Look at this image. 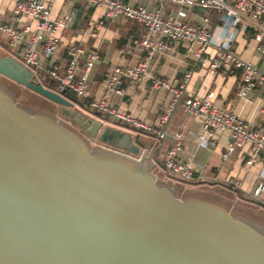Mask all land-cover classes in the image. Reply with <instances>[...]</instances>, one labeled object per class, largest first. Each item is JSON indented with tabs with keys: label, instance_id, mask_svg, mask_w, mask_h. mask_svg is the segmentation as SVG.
<instances>
[{
	"label": "water",
	"instance_id": "1",
	"mask_svg": "<svg viewBox=\"0 0 264 264\" xmlns=\"http://www.w3.org/2000/svg\"><path fill=\"white\" fill-rule=\"evenodd\" d=\"M155 145L0 56V264H264V221L165 180Z\"/></svg>",
	"mask_w": 264,
	"mask_h": 264
},
{
	"label": "built area",
	"instance_id": "2",
	"mask_svg": "<svg viewBox=\"0 0 264 264\" xmlns=\"http://www.w3.org/2000/svg\"><path fill=\"white\" fill-rule=\"evenodd\" d=\"M68 1L84 2L103 9L102 18L90 24L89 35L92 38L98 37L107 23L121 18L133 20L143 26V33L136 41L142 58L133 66L114 67L106 76L103 99L89 101V107L112 117L114 122L110 124L123 123L131 127L137 135L154 134L157 141L165 138V126L180 105L201 124L202 131L198 135L201 148L213 146L219 133H227L231 142L223 154V159H227L237 148L248 146L245 166H252L257 162L262 164L259 180L249 197L239 200L264 214V125L249 124L234 112L216 105L212 92L206 96L187 94L189 74H185L182 80H165L149 75L150 64L156 57L167 54L173 44L186 43L196 46V56L199 58L209 46L215 44L213 33L209 29L199 28L188 22L189 12L195 8L217 12L220 15L223 36L238 26H249L256 30L255 37L262 42L264 0H154L157 3L154 10L142 5H132L125 0ZM56 2L57 0L19 1L10 18L0 19V32L8 38L10 56L29 70L36 82L66 98L67 94H73L80 101L89 100V76L99 62L100 55L95 50L88 51L81 44L74 43L68 48L69 60L64 71L61 72L60 67L55 65L54 58L61 45L62 33L73 23L71 12L52 15ZM168 6L176 7V14L167 12ZM217 46V55L209 64L210 73L230 74L240 70L242 80L237 89V96L241 99L248 98L250 93L264 82V70L240 58L233 51L230 41L222 40ZM145 78H149L153 89H165L170 94L168 104L154 128L107 104V99L112 93H124V80L141 83ZM47 80L53 81L56 89L46 86ZM173 140L172 147L165 154L164 162H154L153 168L167 181L191 186L194 184L193 166L178 159L183 150V134L176 132ZM226 189L237 195L240 184L233 181Z\"/></svg>",
	"mask_w": 264,
	"mask_h": 264
},
{
	"label": "crops",
	"instance_id": "3",
	"mask_svg": "<svg viewBox=\"0 0 264 264\" xmlns=\"http://www.w3.org/2000/svg\"><path fill=\"white\" fill-rule=\"evenodd\" d=\"M19 1L21 0H0V19L10 18ZM125 1L132 5L145 6L149 10L157 7L154 0ZM175 11L176 7H167V12L176 14ZM60 12H71L73 23L62 33L61 45L54 58L55 65L60 67L61 72L64 71L69 60L68 48L74 43L81 44L88 51H97L100 60L89 76L91 96L89 100L81 101L82 104H80L89 114L103 119L106 123H113L112 117L92 110L89 107V101L103 99L106 76L114 67L133 66L142 58L136 41L143 33V26L133 20L121 18L107 23L99 36L92 38L89 35V27L93 21L102 18V8L89 6L84 2L57 0L52 15L55 16ZM188 22L199 28L209 29L213 33L215 44L209 46L201 58L196 56V46L186 43L173 44L167 54L156 57L150 64L149 75L165 80H182L185 74H189L187 94L206 96L212 92L216 105L234 112L249 124L264 125V82L253 90L248 98L241 99L237 96V89L242 80L240 70L230 74L221 72L212 74L209 71L210 61L217 55V43L222 40L230 41L233 51L240 58L264 70V40L259 42L255 37L256 30L249 26H238L223 36L220 15L215 11L192 9L188 15ZM0 56H10L9 41L2 32H0ZM122 87L124 93L122 95L112 93L107 99V104L120 112H127L145 125L156 127L170 99L169 92L165 89H153L149 78H145L141 83L124 80ZM117 125L133 132L144 150L153 140L148 148L150 152L157 142L152 153L153 167L156 162H164L166 152L172 147L174 134L180 131L183 134V150L178 155V159L189 162L193 166L192 187L199 189L184 190L187 193L216 198L230 205L229 202L232 199L236 204L244 203L253 207L240 201L239 198L249 197L259 180L262 171L261 162L245 166L249 152L248 146L237 148L227 159H223V154L231 142L227 133H219L213 146L207 149L201 148L198 140V135L202 131L201 124L197 118L187 114L181 105L166 124V136L160 141L155 139L154 134L137 135L131 127L123 123ZM233 181H238L240 184L237 195L226 189ZM225 198H229L230 201H226Z\"/></svg>",
	"mask_w": 264,
	"mask_h": 264
},
{
	"label": "rangeland",
	"instance_id": "4",
	"mask_svg": "<svg viewBox=\"0 0 264 264\" xmlns=\"http://www.w3.org/2000/svg\"><path fill=\"white\" fill-rule=\"evenodd\" d=\"M25 89V88H24ZM57 110V106H55V111ZM154 171L158 174V172L156 171V169L154 168ZM173 183V182H172ZM175 184H177V183H175ZM184 189H187V191L188 190H199V189H194L193 187H192V185L191 186H186V185H181ZM191 188H193V189H191ZM186 191V192H187ZM192 192V191H191ZM229 198H225V200L226 201H230V200H228ZM229 203H231V205L233 206L234 204H235V208L236 209H239V210H241V211H243V212H245L246 214H249V215H251V216H254V217H257V218H259V219H261V220H263L264 221V214L263 213H260V211L258 212L256 209H254L253 207H251V206H248V205H245L244 203H241V204H236L235 202H234V200H232L231 199V202H229Z\"/></svg>",
	"mask_w": 264,
	"mask_h": 264
},
{
	"label": "trees",
	"instance_id": "5",
	"mask_svg": "<svg viewBox=\"0 0 264 264\" xmlns=\"http://www.w3.org/2000/svg\"><path fill=\"white\" fill-rule=\"evenodd\" d=\"M45 85L48 86V87H50V88H52V89H56V86H55L56 84L53 81H51V80H47L45 82ZM67 97L70 98V99H74L78 103H81L82 104V102L77 97H75L73 94H67Z\"/></svg>",
	"mask_w": 264,
	"mask_h": 264
}]
</instances>
